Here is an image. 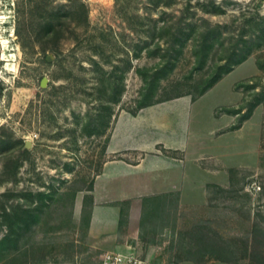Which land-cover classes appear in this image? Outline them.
I'll use <instances>...</instances> for the list:
<instances>
[{
    "label": "rangeland",
    "instance_id": "374dc122",
    "mask_svg": "<svg viewBox=\"0 0 264 264\" xmlns=\"http://www.w3.org/2000/svg\"><path fill=\"white\" fill-rule=\"evenodd\" d=\"M77 1L0 0V264H100L128 247L156 264H264V37L199 95L227 38L264 16V0H212L215 13L202 11L204 0H176L167 11L188 8L196 28L184 29L175 65L155 76L159 59L135 50L157 39L134 29L155 7L82 0L86 24L69 14ZM200 18L230 25L201 67ZM190 96L192 126L214 133L199 164L215 180L183 202L96 201L87 189L104 161L139 156L105 151L115 116Z\"/></svg>",
    "mask_w": 264,
    "mask_h": 264
},
{
    "label": "crops",
    "instance_id": "0c3cea01",
    "mask_svg": "<svg viewBox=\"0 0 264 264\" xmlns=\"http://www.w3.org/2000/svg\"><path fill=\"white\" fill-rule=\"evenodd\" d=\"M195 101L192 96L175 98L115 116L105 151L139 156L104 161L94 180L95 200L119 203L171 195L183 202L185 197L199 196L215 180L199 164L214 133L192 126L187 111Z\"/></svg>",
    "mask_w": 264,
    "mask_h": 264
},
{
    "label": "trees",
    "instance_id": "16d2710c",
    "mask_svg": "<svg viewBox=\"0 0 264 264\" xmlns=\"http://www.w3.org/2000/svg\"><path fill=\"white\" fill-rule=\"evenodd\" d=\"M204 1L205 2L199 4L202 11L205 13H215L217 9L216 1ZM175 3L176 0H146V4L155 7L159 15L157 17H153L151 14L149 15V13L146 14V17L136 15L137 20L140 22H138V25H134L135 33L140 34V32H145L147 36H151L152 38L156 37L157 39L149 49L147 42H143L141 46V42L137 41V48L135 50L136 58L139 57V54L141 53L139 51L144 47L147 49V53L151 56H156L159 59V67L157 66L153 69V76L164 71L165 68L175 65V61L184 45V29L196 28V23L193 19L194 12H189L188 8L185 9L186 12L179 11L181 15L167 11L175 5ZM76 6V8L69 9L70 16L72 18H77L79 16L84 17V22L88 24L89 10L86 2L78 0ZM57 15L58 12L55 13V18H51L49 21L52 26L55 25V22L58 19ZM200 20L203 24L200 25L196 42L193 44L194 56L199 67L205 63L211 48L217 44L222 46L225 39L224 35L230 33V31L227 30L230 26L229 23L212 24L205 18H200ZM145 22H147V24ZM233 28H235V26ZM263 37V15L256 13L254 17L240 22L238 25V31L230 34L229 38H227V44L223 47L224 55L220 58L221 63L215 65L214 70L209 74L207 83L199 92V95L203 94L207 88L214 85L218 79H220L223 74L230 71L234 65L244 60L253 50L254 44H256V46L260 45L259 43ZM150 104H141L138 109ZM87 190L92 191V186Z\"/></svg>",
    "mask_w": 264,
    "mask_h": 264
},
{
    "label": "built area",
    "instance_id": "2783aa9c",
    "mask_svg": "<svg viewBox=\"0 0 264 264\" xmlns=\"http://www.w3.org/2000/svg\"><path fill=\"white\" fill-rule=\"evenodd\" d=\"M100 264H156L146 255L128 247L121 251H106L101 255Z\"/></svg>",
    "mask_w": 264,
    "mask_h": 264
},
{
    "label": "water",
    "instance_id": "95a60500",
    "mask_svg": "<svg viewBox=\"0 0 264 264\" xmlns=\"http://www.w3.org/2000/svg\"><path fill=\"white\" fill-rule=\"evenodd\" d=\"M47 58H49V57H47ZM44 81H45V78H43L42 81H41L42 85H43ZM25 144L29 145V141H25Z\"/></svg>",
    "mask_w": 264,
    "mask_h": 264
}]
</instances>
